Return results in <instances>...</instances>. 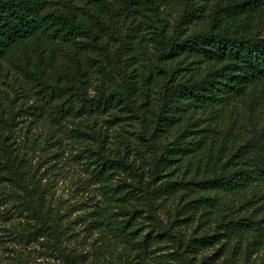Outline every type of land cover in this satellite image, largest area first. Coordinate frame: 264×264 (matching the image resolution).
Wrapping results in <instances>:
<instances>
[{
  "label": "trees",
  "instance_id": "16d2710c",
  "mask_svg": "<svg viewBox=\"0 0 264 264\" xmlns=\"http://www.w3.org/2000/svg\"><path fill=\"white\" fill-rule=\"evenodd\" d=\"M0 74L23 239L76 262L44 169L67 135L137 259L264 264V0H0Z\"/></svg>",
  "mask_w": 264,
  "mask_h": 264
},
{
  "label": "rangeland",
  "instance_id": "374dc122",
  "mask_svg": "<svg viewBox=\"0 0 264 264\" xmlns=\"http://www.w3.org/2000/svg\"><path fill=\"white\" fill-rule=\"evenodd\" d=\"M9 79L0 74V89L7 87ZM239 121V125L251 131L262 126L248 113L242 114ZM208 126L213 128L211 123ZM21 128L19 133L23 137L27 123L19 124L17 129ZM41 131L42 128L38 130ZM63 144L59 158L51 160L44 169L51 184L52 201L62 215L61 226L65 231L62 244L75 253L74 264H148L137 259L113 232L114 223L108 225L101 213L104 205L101 193L85 168L73 160L75 144L67 135ZM9 196L6 188H0V264H63L58 252L52 254L47 249L45 240L33 242L18 235L23 218L18 209L8 212L14 204Z\"/></svg>",
  "mask_w": 264,
  "mask_h": 264
}]
</instances>
